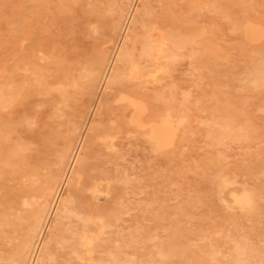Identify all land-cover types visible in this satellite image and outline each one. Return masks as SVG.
I'll return each mask as SVG.
<instances>
[{
  "label": "rangeland",
  "instance_id": "1",
  "mask_svg": "<svg viewBox=\"0 0 264 264\" xmlns=\"http://www.w3.org/2000/svg\"><path fill=\"white\" fill-rule=\"evenodd\" d=\"M31 1L32 0H0V264H3V263L4 264H15V260L13 259V257L10 254V253H12L11 248H13V242L15 241V239L11 238V237H14V234H15L12 231V228H13L14 221L24 222L26 220L24 210L28 205L26 203H23V202L25 199H27L28 191L31 190L37 184H39L38 183L39 182L38 174H39V171H41L43 169L38 168L39 171L38 170L35 171L36 173H34V172L32 173V171H31L32 166L39 159V144H40L39 141L41 140V137L44 134H46L47 131L49 130L50 123L53 121V119L57 118L55 113L57 112V110H59V109H57V107L60 105V100L62 98L63 92L65 91V88H66L65 85H66V82L68 79L67 77H68L70 71L74 70L73 66L74 65L77 66L78 64H80L77 62H79L80 58L83 57L82 56V49H81L82 44H84L85 41L86 42H92V41L98 39V38H95V36H94L95 33L91 34V31H89V32H87V31L92 30L93 26H91V25H94L95 21H97L96 22L97 24L95 23L94 26H97L98 24L101 23L102 20L105 21L106 16L108 15V10L106 9L108 3L106 0H102V1L101 0H96V1L95 0H38L37 1L36 0L37 2L35 0H33L32 2ZM127 1H128V3L126 2V4H125V11L119 15L120 17L122 16L120 18L121 23L118 26V28L114 31V34H113L111 40L109 41L110 43L109 42L106 43L107 46L105 49L106 52H105V60L103 62V66L106 65V61L112 57L113 51H115V47L117 46V44L120 40L119 38L121 37L122 28H123V26H125V23L128 22L127 19L129 16H127V15L130 12L129 9L133 7V3L136 0H127ZM140 1H142V0H138L137 2H140ZM148 1L152 2L150 10L154 13H158V11L163 13L165 11L164 13H166V14H170V13L172 14L173 12L176 11L175 10L176 8H177V10L180 9L175 14L173 13L172 15L174 17H177L178 16L177 14H179L178 17L179 18L183 17V18H181L183 20V22L186 21V19H187V21L184 22V24L186 23L185 24V29H186L185 34H186V37L188 39L187 47L191 49L193 47V45L191 44L194 42L193 39H195V41L197 40L194 43V47L192 48V50L194 49L195 53H193V55H189V56L187 55L185 57L177 58L178 61L175 60V62L173 64V65H175L174 69L172 70L173 72L171 71V74H173L171 79L174 77L172 82H174V83L176 82L174 84L176 87L171 82V84H172L171 89L176 88V94L179 95L178 97L181 96V98H177L178 101H180V99H181V102L184 101L182 103L186 107V108L185 107L184 108H185V112H186L187 117H184V119L185 118L186 119H185V121L183 120L184 121V122H182L183 125L181 124L182 125L181 126V132L182 131L185 132V133L182 132V136L184 138H186V140L182 136H181L182 138L180 137L181 139H179V138L177 139V136H176L166 146V149L164 148L162 150V149H158V148L151 146L149 144V142L146 140V138H144L142 136L141 137H142V139L144 138V142L141 141L139 138L128 140V138L126 136L127 134H123V138H121V143L119 146L120 149L117 152V156H118L117 157V163L114 164L117 167V172L115 174V180L113 183L114 184V191L111 194H109L110 196L107 195L109 197L106 196V198L102 197V198L97 200V203H99L100 205H102V204L106 205L108 202H113L112 204L115 207L117 206L115 211L108 213L107 216L105 217L104 226H106V227L109 226V227L107 229H104V228H106V227H104L103 229H104L105 233L101 234V236H103V237L100 236L102 240H105L107 237H109V240L106 239L104 241L105 242L104 243L105 245H104L102 240L99 238V241L101 240L99 242L101 245L97 244V247H95V251H94V258L92 259V261L91 260L89 261L90 263L88 262L87 264H110L109 262H111L112 264H114V263L117 264L116 259L119 257L120 254H122V255L124 254L123 256L126 255L125 257H129L128 259L130 260V262H128L127 264H132V263L133 264H150V262H151L150 260L153 257L156 259L158 256V255H156V251L158 249H162V247H163L164 251L168 250L167 252H165V255L169 260H171V261L168 260L167 264H191V263L192 264L193 263L194 264H196V263L197 264H211L212 262H216L215 264H220V263L221 264H244V262H246V264H264L263 263L264 262V258H263L264 253H262V252H264V246H263L264 245V240H263L264 239V237H263L264 231L262 230V229H264L263 228L264 215H262L264 212V203H263L264 202V198H263L264 197V191H263V189H264V175H263L264 174V172H263L264 171V158H263L264 157V111H263L264 110V106H263L264 100H263V98L264 97H262V95H261V97H260L261 99L258 98L260 96V94H263V96H264V91H263L264 90V71H263L264 70V55H263L264 54V52H263V50H264V21H263L264 20L263 19L264 18V8H262V7H264V0H238L239 2L237 0H228L230 3L227 2V0H191V1H193V3L190 2V0H187V1L186 0H176V1L175 0H172V1H170V0H143V3L142 2H140L139 4L136 3L135 8H134L136 10L133 9L134 13L132 12V15H131L132 16V18H131L132 22H131V24H130V20L128 22V24L130 25L128 28V32L130 29H131L130 32L133 31V25H134L133 23H135V20L139 19L141 17V15L143 14L142 12H144L146 10L145 8H147V2ZM157 1L158 2L162 1V2L158 3ZM188 1L190 4H192V6L188 3H186ZM45 2H47V4ZM99 2H101V3L99 4ZM172 2H174V3H172ZM180 2H182L184 4H182ZM255 2H257V3H255ZM29 3L32 6H29ZM163 3L164 4L166 3L165 7H164V5H162ZM22 4H24L26 7H27V5L29 6L27 8V10H26V7H23ZM96 4H97L96 7H99L100 9L99 8L97 9L96 7H94V5H96ZM159 4L161 6H159ZM196 4H198V5H196ZM256 4L259 7H257ZM100 5L101 6L103 5L102 7L104 8V10ZM143 5H145V8ZM170 5H171V8L173 7V10L170 8ZM209 5H211V6L213 5V6L212 7L210 6L211 8L209 7V9H208L207 6H209ZM250 6L252 8L251 11L249 10ZM18 7H20V8L22 7L25 10V13L28 12L26 14V16H27L26 22L27 23H25V26H27V27H25V36L26 37L24 40L25 43L23 42V44H20V40L17 39L20 37L19 34H21V31L19 32L20 28H18V31L16 28L21 26L19 23H20V18H21V14H22L21 9H18ZM42 7L44 8L43 9L44 11L42 10ZM92 7H94L95 10L92 9ZM185 7H186V9H185ZM255 7L257 8V10H260L262 8L261 10L263 11V13H261L259 15H263V16L258 15V13L262 12V11L261 10L256 11ZM187 8L188 9L192 8V9H189V12H186V11H188ZM198 8H200L201 10H198ZM204 8H205V10H204ZM225 8H228V9H225ZM231 8H232V11H231ZM235 8L237 11H239V13H237V11L234 10ZM167 9L169 11H167ZM207 9L209 11L206 12ZM93 10H94V12H93ZM161 10H163V11H161ZM100 11H101L102 16L99 14ZM179 11H181V12H179ZM197 11H199V12H197ZM208 12H209V14H207ZM229 12H231L230 14H232V16L229 14ZM1 13H3V14H1ZM10 14H12V15H10ZM194 14H195V16H194ZM226 14L229 15L230 18L234 19V17H237L238 19L235 18V20H233V19L231 20L230 18H228L226 16ZM233 14L235 16H233ZM3 15L6 17H4ZM87 15L90 17H88ZM184 15L186 17L187 16L192 17V18H190V20H192V22H194V23H192L189 20V17L185 19ZM205 15H207V17ZM211 15H212V17L210 18ZM213 15H214V17H213ZM200 16H202V17H200ZM240 16H241V18H240ZM99 17H101V18H99ZM194 17H195V19H194ZM261 17H263V18H261ZM12 18H14V20ZM199 18L201 20H199ZM16 20H17V22H16ZM11 21H13V23L15 25ZM222 22H224V23H222ZM88 23H90L91 25ZM199 23H201L202 26L199 25ZM210 23H212L213 25L212 24L209 25ZM217 23H219V24H217ZM206 24H208V25H206ZM247 24H249V25H247ZM89 25L91 28L89 27ZM197 25H199V26H197ZM247 26L251 28V36L248 37V39L246 38V35L243 33V32H245V27H247ZM120 27H121V30H120ZM207 27H209V29ZM79 33H80V35H79ZM88 33H90V36ZM194 33L196 34V36L194 35ZM231 33L232 34L234 33V34L232 35ZM16 34L19 36H17ZM198 34H200L201 37ZM218 34H220V37L217 36ZM189 35H191V37L193 35L194 36L191 39V37ZM198 36H199V38L197 39L196 37H198ZM223 36L225 39H223ZM229 37L232 38V39L230 38L231 42L229 40ZM219 38L221 40H217ZM226 39H228V40H226ZM14 40H16V41L14 42ZM12 41H13V43H12ZM211 41H214V45L216 47L215 52L218 49L217 52L218 51L220 52V53L218 52V54H219V56L221 55L222 58L221 57H219L220 59L217 58L218 54H216L215 55L216 58L214 57L213 60L209 61V60H207L206 56H204L202 53H200V52H204L203 50L208 49V45ZM227 41L230 44V46L227 43ZM225 42H226V46H225ZM22 45H24V46H22ZM216 45H218V46L221 45V47H218ZM222 46H224V47H222ZM235 46H237L238 48ZM198 47L200 48L199 51H197ZM202 47H204V48H202ZM231 47H232V49L235 48V51L233 49L234 52L232 51ZM111 48H113V49H111ZM225 51H227V52H225ZM221 53L222 54L224 53V54L222 55ZM236 53H237V55L234 56V54H236ZM257 53H258V56H257ZM226 54H229V55H226ZM242 54H245L246 56L245 55L242 56ZM228 56L229 57L231 56V57L229 58ZM191 57H194V58L192 59ZM200 57H203V58H200ZM223 57H225L227 59H225ZM182 58H184V59H182ZM188 58H190V59H188ZM241 58L244 59V61L242 59L243 62L240 61ZM217 59H219V60H217ZM185 60H186V64L184 63ZM228 60L230 61L229 63H227ZM224 61H225V63H224ZM188 62H189V64H188ZM197 62H199V66H197V64H195ZM190 63H191V66H190ZM213 63L215 64V66ZM219 63H221V65L218 66ZM230 63L232 66L230 65ZM177 64H179V65H177ZM216 64H217V66H216ZM226 64H228V65H226ZM242 64H244V65H242ZM182 65L183 66L185 65L184 67H186V68H184ZM223 65H225L226 67L225 66L223 67ZM229 65L231 68L227 67ZM234 65L236 67L234 70H237V71H234L232 69V68H234ZM239 65H242L241 67H243V66L244 67L241 68V67H239ZM192 66H193V68H190ZM195 66H196V69L199 68L198 73L196 72V69H194ZM219 67H221L220 70L218 69ZM258 67H259V69H257ZM180 68L181 69H188V70H184L183 73H182V71L179 73V71L181 70ZM189 68L192 69L193 71L189 70ZM223 68H226V69H223ZM238 69L239 70L241 69V71H239ZM217 71H218V73H217ZM242 71H243V73L244 72L245 73L243 74ZM236 72H238L239 74L237 75ZM249 72H250V74L248 75ZM241 73H242V75H241ZM215 74H216V76H215ZM239 75H240V77H242V76L243 77L238 79ZM191 76L193 79L190 78ZM222 76H223V78H222ZM224 76H225V78H224ZM246 76H247V78H246ZM103 77L104 76L100 77L99 83ZM229 77H231V78H229ZM200 78H203V80ZM197 79H199L200 81ZM214 80H217L216 83ZM222 80H223V83L221 82ZM225 80H227V81H225ZM238 80H239V82H238ZM60 81H61V83H59ZM189 81H192L193 83L191 82L190 84H188ZM212 81H214V82H212ZM224 81H225V83H224ZM229 81H230V83H229ZM232 81H234V82H232ZM246 81L247 82L249 81V82L246 83ZM205 82L207 85L205 84ZM62 83H64V84H62ZM228 83H229V85H228ZM240 83L242 84V86H240ZM192 84H194V85L192 86V88L189 89L187 86H191ZM238 84L240 87L238 86ZM224 85H225V88H223ZM177 86H178V88H177ZM209 87H210V89H209ZM237 87H239V88L237 89ZM226 88H227V90H226ZM59 89H60V91H59ZM181 89H183V90L185 89L184 91L187 93L184 94V91ZM199 90H201V91H199ZM202 91H205L206 94ZM258 91H260V92H258ZM177 92H179V93H177ZM199 92H201V94H198ZM243 93L245 95H243ZM258 93H260V94H258ZM60 94H62V95H60ZM186 94H187V96H186ZM197 94H198V97L197 96L194 97ZM203 94H205V95H203ZM252 94H254L255 96L257 95L258 97L256 96V99H255V96L253 97ZM182 95L184 97H182ZM199 95H200V97L203 96V99H202V97L199 98ZM237 95H239V96H237ZM210 96H211V98H210ZM242 96H245L247 98V100L245 97H244L245 99L242 98ZM187 97L189 98V100ZM185 98H186V100H185ZM192 98H194L195 100ZM198 99H202L203 101L202 100L201 101L204 103L205 106L207 104L208 107L204 108L203 103H200L201 102L200 100L198 102ZM196 100H197V102H196ZM205 100H206V102L208 100H210V102L208 101L206 103ZM249 100H251V101H249ZM261 100H262V102H261ZM159 101L162 102V100H159ZM171 101L173 102V98L171 99ZM186 101H188L189 103ZM58 103H59V105H58ZM192 103H194V104H192ZM197 104L202 106L201 107L202 109L201 108L199 109L202 113L198 110L199 106ZM249 104H251V105H249ZM242 106H243V108H242ZM253 106L255 107V109ZM219 107L223 108V112H221L222 108L220 110ZM252 108L254 110L251 111ZM186 109L188 111H186ZM203 110H205V111H203ZM256 110L258 112H256ZM260 111L263 113H260ZM203 112H204V114H203ZM215 112H217V113H215ZM48 113H51V114H48ZM90 114H91V111H87V113L83 112V114L81 116H78L76 118L75 125L77 127L74 130L73 136H72V139H73L72 141H73L74 145H76L78 143L77 140L79 141L78 138L80 137L81 133H83L84 128H85V123L87 121V117ZM194 114H196L197 116ZM198 114H199V116H198ZM206 114H207V116H206ZM240 114H241V117H240ZM200 115H202V117ZM216 115L219 117H217ZM204 116L206 117L207 120L210 119L211 117H213L214 120L211 118L210 120H208L209 121L208 122ZM96 117H98V115L97 116L93 115L90 117V119L91 118L95 119ZM198 118H200V120ZM202 118H204V119H202ZM188 119H191V120L193 119V120L188 121ZM212 120L214 122H212ZM236 120L238 121V124H236L237 123ZM186 121H188L189 123ZM198 121H200V123ZM239 121H241V124ZM218 122H219V124H218ZM234 122H236V123H234ZM48 123H49V125H48ZM210 124H212V125H210ZM214 124H216L217 126ZM233 124L235 126H233ZM245 124H246V126H245ZM256 125L257 126L259 125V126L257 127ZM192 126H194V127H192ZM243 126H245V127L242 128ZM182 127H184V128H182ZM190 127L195 128L196 130L192 129V131H193V133H192ZM197 127H199V128H197ZM250 127H251V129L253 128L252 129L253 131L250 129ZM188 128L190 130L187 131L188 132V137H187L186 130ZM222 129H224V130H222ZM190 131H191V133H190ZM212 132H214V134ZM239 132H241V133H239ZM235 133H237V134H235ZM193 134H194V137H193ZM229 134L231 137L228 136ZM218 135H219V137H218ZM257 135L258 136L260 135L259 136L260 139ZM254 136H255V138H254ZM38 138H39V140H38ZM202 139H203V141H202ZM253 139L254 140L256 139V141H254ZM182 140H183V142H182ZM186 141H187V143H186ZM201 141L204 143H201ZM222 141H224V142L222 143ZM241 141H242V143H241ZM252 141H254V143ZM219 142H220V144H219ZM251 142L253 143L252 146H251ZM243 143L245 145H243ZM2 144H4V145H2ZM207 144H208V147L206 146ZM213 144L215 145V147L212 146ZM228 144L229 145L231 144V145L229 146ZM233 144H235V145H233ZM219 145H223V146H219ZM237 145H239V146H237ZM261 145H262V147H261ZM185 146H186V148H185ZM220 147L221 148L226 147V148L221 149ZM229 147H230V149H229ZM246 147L250 148V149L247 150ZM236 148L237 149L239 148L238 151ZM241 148H243V149H241ZM148 149L150 150V152L151 151L152 152L149 153ZM182 149H184V150H182ZM186 149H188V151ZM231 149H233V150H231ZM253 149H254V151H253ZM203 150L206 151V153ZM217 150H218V152L216 153ZM228 150L230 153L228 152ZM234 150L236 151V153ZM222 151L225 152L223 155H222ZM239 151L240 152L246 151V152L245 153H239ZM248 151H251V153L249 152L250 153L249 154ZM261 151H262V153H261ZM162 152H165V153H162ZM207 152H208V154H207ZM226 152L229 154H227ZM257 152L259 154H257ZM260 153L263 154V156ZM184 154H186V156H184ZM235 154L238 155L239 157L235 156ZM254 154L257 156V158H256V156H254ZM163 155L165 157H163ZM137 156H139V157H137ZM180 156H184V157L181 158ZM195 156H196V159L194 158ZM175 157H177V158H175ZM235 157L239 158V160L237 161V159H234ZM242 157H244V160ZM245 157H247V158L250 157V158L247 159ZM35 158H37V159H35ZM222 158L224 160L223 163L221 162V161H223ZM258 158L260 159L259 161L261 163L258 161ZM178 159H180V160H178ZM204 159H206V160H204ZM217 159H219V161ZM216 160H217V162H215ZM67 161L69 162V160H67ZM182 161H184V162H182ZM186 161H188V162L186 163ZM68 162H66V164L64 165V168H66V169L68 167ZM165 162H166V164L163 165V163H165ZM173 162H175V163H173ZM198 162H199V164H198ZM228 162H229V164H228ZM171 163H173V164H171ZM226 163L228 165V169H227ZM233 163H234V165H233ZM235 163H237L236 165L238 168H236ZM185 164H187L188 166ZM215 164H217V165L215 166ZM253 164H255V165H253ZM91 165L94 166L95 164L92 163ZM137 165H139V166H137ZM189 165H191V166H189ZM251 165H253L254 167H251ZM172 166H174V167H172ZM175 166H176V168H175ZM178 166H180L181 168L179 167L177 169ZM205 166H207V167H205ZM211 166H212V168H211ZM257 166H258L259 170L261 169L260 173L263 172V174L258 173L259 171L256 172V170H258V169L257 168L255 169V167H257ZM152 168L153 169L155 168V170H153ZM66 169H64V170H66ZM159 169H160V171H158ZM214 169L217 173L215 171H213ZM247 169L250 171L248 172ZM188 170H190V171H188ZM220 170H221V172H220ZM251 170H252V172H254V170H255L254 175L251 172ZM155 171H156V176L154 175ZM157 172H159V173H157ZM163 172L164 173L167 172L166 175ZM203 172H204L205 176H204ZM211 172H212V174H210ZM181 173H184V175ZM207 173H209V174H207ZM167 174L168 175L170 174L171 176L169 175V177H168ZM130 175H132V176H130ZM209 175H213V177H211ZM235 175L237 176V178L235 177ZM32 176H35V177L32 178ZM154 176H155V178L153 179ZM183 176H184V178H183ZM252 176H254V177H252ZM71 177H72V175H71ZM232 177H234V178H232ZM166 178H168V179H166ZM177 178H178V181L176 180ZM225 178H227V180H225ZM230 178H231V180H230ZM35 179L38 180V182ZM129 179H131V180L127 181ZM143 179H144V181H141ZM233 179H237V180H233ZM245 179H246V181H245ZM257 179H258V181H257ZM146 180H148V181L146 182ZM214 181H215V183H214ZM228 181H229V183H228ZM129 182H131V183H129ZM173 182H175V183H173ZM181 182L184 184H181ZM209 182L210 183L212 182L213 184L212 183L210 184ZM226 182L228 183V185L231 184V186L227 185V187H226ZM253 182L256 184L258 183V185L254 184ZM223 183H225V184H223ZM236 183H238V184H236ZM249 183L252 184V186L254 185L253 186L254 188ZM174 184H176V187L174 186ZM234 186H235V188H234ZM247 186H248V190H247ZM187 187H189V188H187ZM230 187H232L234 189V191ZM255 187L256 188L258 187L259 189L257 188L258 189L257 190V189H255ZM178 188H180L182 190H180ZM192 188L194 189L193 191H192ZM214 188H216V189H214ZM229 188L231 191L229 190ZM25 189H27V190H25ZM199 190H201V192ZM213 190H215V191H213ZM219 190L221 192H219ZM182 191H184V192H182ZM190 191H191V194H190ZM196 191H197V193H196ZM238 191L240 193H237ZM258 191L261 192V195H260V192H258ZM181 192H182V194H181ZM227 192H228V194H227ZM247 192H248V194H246L247 197H245L243 195V193H247ZM256 192H257V194H255ZM232 194L235 195L234 198H237V199L232 198L233 197V196H231ZM197 195H199L200 197ZM238 195H239V197H237ZM251 195L254 197H252ZM256 195L259 198L255 197ZM17 196L19 197L20 203H19V201L15 203V199L17 198ZM223 196H224V198H222ZM240 196L241 197L243 196V197L241 198ZM23 197H25V199H22ZM194 197L196 199H194ZM212 197H214L215 199ZM260 197H261V199H260ZM133 198L136 199L135 202H134ZM153 198H155V199H153ZM161 198L163 199V201ZM140 199H141V202H139ZM150 199L151 200L153 199V200L151 201ZM204 199H206V200L204 201ZM238 199L239 200L243 199V201H241V203H240V202L236 201ZM256 199H258V200H256ZM130 200H131V202H130ZM193 200H195V201H193ZM233 200L236 202V204H235V202H233ZM105 201H106V203H105ZM132 201H133V203H132ZM215 201L218 203H216ZM227 201H230V202L228 203ZM176 202H178V203H176ZM203 202H206V203H203ZM237 202H238V204H237ZM244 202L246 204H244ZM252 202H255V203H252ZM126 203L128 204V206ZM202 203H203V205H202ZM147 204H148V206H147ZM15 205H17V206H15ZM140 205H141L142 209L139 207ZM151 205H152V207H151ZM252 206L254 208L251 212ZM18 207H20L21 209L23 208L22 209L23 211ZM47 207L48 208L50 207L49 203H47V205L45 206V210ZM119 207H120V209H119ZM204 207H206V208H204ZM228 207H231V208H228ZM248 207H249V209H248ZM17 208H18V210H17ZM132 208H134V209L132 210ZM227 208H228V210H225ZM241 208L244 209L245 211H243ZM259 208L261 211L257 210ZM130 209H131V211L129 212ZM147 209H148V211H147ZM45 212L46 211H44L43 213L46 214L47 212L46 213ZM233 212H235V213H233ZM248 212L249 213L254 212V213L251 214L252 215L251 216ZM57 213H58V215L55 214L54 215L55 217H53V219L58 220L59 217H60V219L62 218L61 224H58L59 225L58 227L61 230H63L64 232L67 231L69 229V227H72L71 226L72 223L69 221H71V219H73V218L74 219L78 218V216L75 215L76 214L75 211L74 212L73 211L67 212L64 210V206H60L57 209ZM59 213H61L60 216H59ZM225 213H226V215H225ZM260 213H261V215H260ZM73 215L76 217H73ZM121 215H123V216H121ZM126 215H127V217H126ZM241 215H243V216L241 217ZM244 216L245 217L247 216V217L243 218ZM254 216H256V217L254 218ZM129 217H131V220L129 219ZM12 218H13V220H11ZM186 218H188V219H186ZM238 218H240V219H238ZM260 218L261 219L263 218L262 219L263 221ZM182 219H184V220H182ZM205 219H207V220H205ZM237 219H238V221H237ZM244 219L246 222L243 221ZM115 220H116V222H115ZM188 220H189V222H187ZM192 220L193 221L196 220V221L193 222ZM228 221L229 222L231 221L230 223L232 225ZM137 222H139V224H136ZM181 223H184L186 226L184 224H181ZM187 223H188V225H187ZM197 223H198V225H196ZM253 223H255V224H253ZM227 224H228V226H227ZM247 224H248V226H247ZM250 224H252L251 228H250V226H251ZM261 224H263V225H261ZM177 225H181V227L180 226L177 227ZM182 225H184V226H182ZM241 225H245V226L242 227ZM56 226H57V224H56ZM110 226H113L112 227L113 229H111ZM119 226H120V228H119ZM226 226H227V228H226ZM234 226H236V227H234ZM259 226L260 227L262 226V229ZM177 228H178V230H177ZM188 228L191 230H188ZM259 228H260V230L258 232L256 229H259ZM174 229H176V231ZM116 230H117V232H116ZM236 230H237V232H236ZM107 231H109V232H107ZM168 231H169V233H168ZM171 231L172 232L175 231V232L172 233ZM178 231H179V233H178ZM189 231H191V232H189ZM218 231H219V233H218ZM256 231H257V233L255 235L254 233ZM49 232H50V234H49ZM111 232L114 233V237H115L116 233H119V235L116 234V237L114 238L113 233L110 234ZM132 232H133V234H132ZM159 232L160 233L163 232V234H160ZM125 234L127 236H125ZM200 234L202 236H200ZM208 234H209V236L211 235L212 237L211 236L209 237ZM117 235H118V237H117ZM148 235H149V237H148ZM180 235H182V237H180ZM219 235H220V237H219ZM254 235H255L254 239H256L254 241H257V242H254L252 240ZM47 236L45 237L44 241L48 242V243L43 242L44 243V244H42V247L44 246L43 248L40 246L43 250L39 247L38 251H37V248H35L36 244H35V246H32L31 247V250H32L31 253L32 254L29 253L28 257H26L24 259V261H23L24 264H26V263L27 264H36L37 260H38L37 264H61L62 261H63L62 264H67V263L68 264L69 263L70 264H77V260H75L73 263L70 262L69 249H68V247L65 246L68 244L67 239H64L65 241H63L61 239V237H58L60 240L57 238L51 237V236H53L52 230L48 231ZM105 236H107V237H105ZM146 236H147V239H146ZM185 236H186V238H185ZM204 236H206L207 238ZM232 236H233V238H232ZM249 236L250 237L252 236V238H250ZM5 237H7L8 240ZM104 237H105V239H104ZM138 237H140L141 239ZM47 238H49L50 240H48ZM124 238H126V239H124ZM127 238H129V239L127 240ZM159 238H160V241H162V242L159 241ZM183 238L186 241L188 240V242H186ZM192 238H193V240H192ZM247 238H248L249 243L251 242L249 239L252 240V242H251L252 245H251V243H250V245L246 244L248 242V241H246ZM51 239H54V240H51ZM110 239H111V241H110ZM180 239H182L183 241H181ZM207 239H209V243H208V241H206ZM212 239H214V240H212ZM155 240H158V241L155 242ZM194 240H198L199 242L196 241L197 242L196 243ZM210 240H211V242H210ZM261 240H262V242H261ZM7 241H8V243H7ZM10 241H11V243H10ZM49 241H51V242H49ZM147 241H151V242L153 241V242L151 243V242H147ZM124 242H125V244H124ZM181 242H185L184 244L187 243L188 246H187V244H186V246L183 243L181 244ZM258 242H260L259 245H257ZM60 243H63V244H60ZM244 243H245V245L242 246V244H244ZM59 244H60V247L58 246ZM102 244H103V246H102ZM106 244H107V246L108 245H110V246L107 247ZM111 244L113 247L111 246ZM189 244H190V246H189ZM235 244L237 246H234ZM175 245L178 247L181 246V248L183 250L180 248L176 249ZM240 245L242 246V248ZM246 245L250 247L249 250H248L249 247H247ZM45 246H47V247H45ZM104 246L106 247L107 250L104 248ZM120 246H122V247L124 246L125 248L124 247L122 248ZM151 246L153 249L151 248ZM194 246H196V247L198 246V247L196 248ZM251 246H259V247L251 248ZM61 247H63V248H61ZM115 247H116V249H115ZM169 247H170V249H169ZM188 247H190V248H188ZM208 247H209V249H208ZM96 248H98L99 251H101L102 253L100 252L101 253L100 254L99 251L97 253L98 249H96ZM112 248H113V250L109 251ZM172 248H174V249L172 250ZM191 248H192V250H191ZM256 248L258 249V251H257L258 254H257V257L255 258L254 256H256V255L253 256L252 254L255 253V251L257 250ZM123 249L126 250L125 253H124L125 250H123ZM188 249H190V253H192L191 256H190V254H188V251H189ZM204 249L206 250L208 255H207V253L202 252ZM115 250H116V253H115ZM118 250L121 251L120 254L118 253ZM122 250H123V252H122ZM205 250H204V252H205ZM237 250H240V251L237 252ZM250 250L253 252H251ZM39 251H41V252H39ZM183 251H184V253H183ZM7 252H10V253H7ZM110 252L115 253L116 255L111 254ZM197 252H198V254H197ZM35 253H38V254L35 255ZM44 253L47 254V257H46V255H44ZM129 253L130 254L132 253L131 255H133V257ZM172 253H174V254H172ZM234 253H235V255H237V258L239 257L238 260H236L237 263H236V261L233 260V256H235ZM8 254H9V256H8ZM127 254L130 256H128ZM154 254H155V256H154ZM187 254H188V256H186L187 257L186 258L185 255H187ZM215 254H216V261L214 260ZM63 255H64V257H63ZM173 255H175V259H174ZM239 255H242V256H239ZM36 256H37V258H36ZM149 256H150V258H149ZM38 257H39V259H38ZM105 257L110 258V260L106 259ZM140 257H141V259H140ZM145 257H147V258H145ZM179 257L180 258L185 257V259L182 258L181 259L182 261H181V260H178V259H180ZM102 258H103V260H101ZM138 258L142 261H140ZM209 259H211V260H209ZM261 259H262V262L258 263V260H261ZM58 260H60V263ZM106 260H108V261H106ZM154 260L152 259V262ZM175 260H178L180 262H178V261L176 262ZM30 261H32L34 263H32ZM120 261H119V259H117V262L119 264L121 263ZM106 262H108V263H106ZM151 264H154V263H151ZM212 264H214V263H212Z\"/></svg>",
  "mask_w": 264,
  "mask_h": 264
},
{
  "label": "bare ground",
  "instance_id": "2",
  "mask_svg": "<svg viewBox=\"0 0 264 264\" xmlns=\"http://www.w3.org/2000/svg\"><path fill=\"white\" fill-rule=\"evenodd\" d=\"M33 1V0H32ZM31 1V2H32ZM36 1V0H35ZM38 1V0H37ZM36 1V2H37ZM96 1V0H95ZM102 1V0H101ZM108 5L106 7V9L108 10V15L106 16V19L105 21H101L100 24H98L97 26H94L95 23L97 21H95L94 25H91L93 26L92 27V30H88L87 32L91 31V34L92 33H95L94 36L95 38H98L97 40H94L92 42H86L84 44H82V58H80L79 62L77 63H80L78 64L77 66H73V69L74 70H71L69 75H68V79H67V82H66V88H65V91L63 92V95H62V98L60 100V105L58 103V107L57 109V112L55 113L57 118L53 119V121L50 123V128L49 130L47 131L46 134H44L42 137H41V140L39 141L40 144H39V159L38 161H36L34 163V165L32 166L31 168V171L32 173H36L35 171L38 170V168H42L43 170L39 171V182L38 180H36L39 184H37L36 186H34L31 190L28 191V194H27V199H25V197H23L22 199H25L23 203H26L27 207L25 208L24 212H25V218L26 220L24 222H16L14 221L13 223V228H12V231L15 233L14 234V237H11L12 239H15V241L13 242V248L12 249V253L10 252H7V253H10L11 256L13 257V259L15 260V264H24L23 261L26 257H28L29 253H31V247L32 246H35V248H37V251H38V248L41 246L42 247V244H44L43 242L45 237L48 235V231L49 230H52V234L53 238H57L59 239L58 237H61V239L63 241H65L64 239H67L68 241V244L65 245L66 247H68L69 249V253H70V262H74L75 260H77V264H87L90 260L92 261V259L94 258V251H95V247H97V244L99 245L100 241L102 240L101 237V234L102 233H105L104 232V229H107L108 227L104 226L105 224V217L107 216L108 213L112 212V211H115L116 210V207L112 204L113 202H108L106 205H100L99 203H97V200L102 198V197H105L109 194H111L113 191H114V180H115V174L117 172V167L114 165L117 163V152L118 150L120 149L119 146H120V143H121V138H123V134H127V138L128 140H132V139H136V138H139L141 141L144 142V138H146V140L149 142V144L155 148H158V149H166V146L177 136V139H181L183 136H182V132H181V126L183 125L182 122L185 121L184 117H187L186 116V112H185V105H183L182 101L181 102V99L180 101H178L177 98H181L178 97L179 95L176 94V88L174 89H171V82L173 81V78L171 79V77L173 76V74H171V71L174 69V62L175 60L178 61L177 58L179 57H185V56H189V55H193L194 52V49L192 50V48L194 47V43L197 41H195V39H193V43H191L193 45V47L190 49L187 47L188 45V39L186 37V29H185V24L184 22L187 21L186 18H188L189 16H185V19L186 21L183 22V20L181 18H179V14H177L178 16L177 17H174L172 14L176 13L178 10L177 8L175 9L176 11L173 12L172 14H166V13H161L160 11H158V13H154L150 10V7H151V1H148L147 2V8H145V5L144 8L146 9L144 12H142L143 14L141 15V17L137 20H135V23H133V31L128 32V28H129V20H130V24L132 22V12L134 13L133 9L135 8V5L136 3H140L142 2L143 3V0L140 1V2H137L138 0H136L134 3H133V7L130 8V12L128 13L127 16L128 19H127V23H125V26H123L122 28V33H121V37L119 38V42L117 44V46L115 47V51H113V55L110 59H108L106 61V65L103 66V62L105 60V49H106V43L109 42L114 34V31L118 28V26L120 25L121 21H120V17L119 15L125 11V4L126 2L128 3L127 0H106ZM172 1V0H170ZM176 1V0H175ZM187 1V0H186ZM238 1V0H237ZM27 2V1H26ZM145 2V1H144ZM158 2V1H157ZM162 2V1H160ZM158 2V3H160ZM185 2V1H184ZM190 2L193 3V1L190 0ZM206 2V1H205ZM227 2H229L227 0ZM236 2V1H235ZM234 2V3H235ZM239 2V1H238ZM35 3V2H34ZM47 4V2H45ZM44 3V4H45ZM101 2H99L100 4ZM104 3V2H103ZM141 3V4H142ZM174 3V2H172ZM182 3V2H180ZM188 4V2H186ZM185 3V4H186ZM230 3V2H229ZM257 3V2H255ZM254 3V4H255ZM261 3V2H260ZM43 4V5H44ZM95 4V3H94ZM140 4V5H141ZM184 4V3H182ZM253 4V5H254ZM23 7H26L24 4H22ZM21 5V6H22ZM166 5V3L162 4ZM192 6V4H190ZM198 5V4H196ZM234 5V4H233ZM257 5V4H256ZM29 6H32L30 5L29 3ZM27 5L26 7V10L27 8L29 7ZM93 6V5H92ZM96 5H94V7H96ZM99 6V5H98ZM101 6V5H100ZM103 6V5H102ZM101 6V7H102ZM158 6V5H157ZM159 6H161L159 4ZM178 6V5H177ZM195 6V5H194ZM211 5L207 6V8L209 9ZM213 6V5H212ZM211 6V7H212ZM245 6V5H244ZM44 7V6H43ZM42 7V10L44 9ZM46 7V6H45ZM92 7V9L95 10V8ZM131 7V6H130ZM183 7V6H182ZM210 7V8H211ZM246 7V6H245ZM257 7H259L257 5ZM97 9L99 7H96ZM103 8V7H102ZM161 8V7H160ZM159 8V9H160ZM170 8H171V5H170ZM241 8V7H240ZM249 8V7H248ZM256 8V7H255ZM264 8V7H262ZM261 8V9H262ZM18 9H21V18H20V27H17V31H18V28L19 29V32L21 31V34L19 38H17L18 40H20V44H23L24 40H25V23L26 22V14L28 13H25V10L21 7H18ZM90 9V8H89ZM91 9V10H92ZM100 9V8H99ZM173 10V7L171 8ZM186 9V7H185ZM188 9V8H187ZM189 9H192V8H189ZM189 9L188 11L186 12H189ZM197 9V8H196ZM206 10L209 11V10ZM213 9V8H212ZM225 9H228V8H225ZM251 6L249 8V10L251 11ZM260 9V10H261ZM2 10V9H1ZM37 10V9H36ZM93 10V12H94ZM104 10V8H103ZM136 10V9H134ZM164 10V9H163ZM161 10V11H163ZM198 10H201L200 8H198ZM205 10V8H204ZM216 10V9H215ZM218 10V9H217ZM236 10V8L234 9ZM256 11H260V10H257V8L255 9ZM20 11V10H19ZM30 11V10H29ZM44 11V10H43ZM97 11V10H96ZM167 11H169L167 9ZM231 11H232V8H231ZM237 11V10H236ZM262 11V10H261ZM37 12V11H36ZM92 12V13H93ZM103 12V11H102ZM181 12V11H179ZM178 12V13H179ZM185 12V13H186ZM199 12V11H197ZM213 12V11H212ZM215 12V11H214ZM225 12V11H224ZM223 12V13H224ZM43 13V12H42ZM90 13V12H89ZM97 13V12H96ZM104 13V12H103ZM222 13V14H223ZM231 12H229L230 14ZM237 13H239V11H237ZM252 13V12H251ZM263 13L262 12H259V14ZM3 14V13H1ZM94 14V13H93ZM99 14L102 16L101 14V11L99 12ZM209 14V12L207 13ZM12 15V14H10ZM106 15V14H105ZM191 15V14H190ZM202 15V14H201ZM232 16V14H230ZM238 15V14H237ZM254 15V14H253ZM4 16V15H3ZM88 16V15H87ZM98 16V15H97ZM96 16V17H97ZM104 16V15H103ZM195 16V14H194ZM207 17V15H205ZM204 16V17H205ZM221 16V15H220ZM225 16V15H224ZM226 16L228 18L229 15L226 14ZM225 16V17H226ZM233 16H235L233 14ZM259 16H263V15H259ZM6 17V16H4ZM12 17V16H11ZM90 17V16H88ZM95 17V16H94ZM202 17V16H200ZM212 17V15L210 16V18ZM214 17V15H213ZM217 17V16H216ZM101 18V17H99ZM105 18V17H104ZM126 18V17H125ZM190 18L192 17H189V20ZM197 18V17H196ZM209 18V19H210ZM219 18V17H218ZM217 18V19H218ZM223 18V17H222ZM238 19L237 17H234L233 18H230L231 20H235ZM241 18V16H240ZM259 18V17H258ZM263 18V17H261ZM260 18V19H261ZM11 19V18H10ZM14 20V18H12ZM98 19V18H97ZM184 19V20H185ZM195 19V17H194ZM198 19V18H197ZM206 19V18H205ZM208 19V18H207ZM214 19V18H213ZM225 19V18H224ZM264 19V18H263ZM90 20V19H89ZM96 20V19H95ZM199 20H201L199 18ZM230 20V21H231ZM254 20V19H253ZM85 21V20H84ZM99 21V20H98ZM124 21V20H123ZM192 22V20H190ZM210 21V20H209ZM213 21V20H212ZM227 21V20H226ZM250 21V20H249ZM256 21V20H255ZM264 21V20H263ZM13 23V21H11ZM10 22V23H11ZM17 22V20H16ZM19 22V21H18ZM93 22V21H92ZM126 22V21H125ZM11 23V24H12ZM124 23V22H123ZM194 23V22H192ZM224 23V22H222ZM3 24V23H2ZM14 24V23H13ZM97 24V23H96ZM196 24V23H195ZM198 24V23H197ZM212 23H210L209 25H211ZM219 24V23H217ZM228 24V23H227ZM230 24V23H229ZM251 24V23H250ZM15 25V24H14ZM89 25V27H90ZM191 25V24H190ZM199 25H201V23H199ZM197 25V26H199ZM204 25V24H203ZM208 25V24H206ZM213 25V24H212ZM236 25V24H235ZM249 25V24H247ZM88 26V25H87ZM132 26V25H131ZM202 26V25H201ZM243 26V25H242ZM205 27V26H204ZM217 27V26H216ZM233 27V26H232ZM87 28V27H86ZM91 28V27H90ZM132 28V27H131ZM209 29V27H207ZM218 28V27H217ZM238 28V27H237ZM89 29V28H88ZM212 29V28H211ZM230 29V28H229ZM120 30H121V27H120ZM200 30V29H199ZM204 30V29H203ZM231 30V29H230ZM236 30V29H235ZM253 30V29H252ZM255 30V29H254ZM16 31V32H17ZM239 31V30H238ZM199 32V31H198ZM226 32V31H225ZM235 32V31H234ZM8 33V32H7ZM18 33V32H17ZM27 33V32H26ZM197 33V32H196ZM229 33V32H228ZM245 35H246V38L248 39V37L251 36V28L250 27H245V32H243ZM89 36H90V33H88ZM207 34V33H206ZM209 34V33H208ZM211 34V33H210ZM230 34V33H229ZM232 34V33H231ZM234 34V33H233ZM232 34V35H233ZM17 35V34H16ZM17 35V36H19ZM80 35V33H79ZM86 35V34H85ZM117 35V34H116ZM188 35V34H187ZM194 35L196 36V34L194 33ZM193 35V36H194ZM200 36V34H198ZM222 35V34H221ZM88 36V37H89ZM119 36V35H118ZM191 37V35H189ZM188 36V37H189ZM192 36V37H193ZM196 37L197 39L199 38ZM218 37H220V34L217 35ZM79 37V36H78ZM81 37V36H80ZM191 37V39H192ZM201 37V36H200ZM204 38V37H203ZM231 37H229V40H230ZM237 38V37H236ZM257 38V37H256ZM83 39V38H82ZM223 39L224 36H223ZM232 39V38H231ZM238 39V38H237ZM85 40V39H84ZM87 40V39H86ZM217 40H221L220 38L217 39ZM228 40V39H226ZM236 40V39H235ZM16 40H14L15 42ZM88 41V40H87ZM122 41V42H121ZM225 41V40H224ZM249 41V40H248ZM202 42V41H201ZM231 42V40H230ZM250 42V41H249ZM13 43V41H12ZM25 43V42H24ZM110 43V42H109ZM205 43V42H204ZM208 43V42H207ZM228 43V41H227ZM28 44V43H27ZM201 44V43H200ZM223 44V43H222ZM229 44V43H228ZM244 44V43H243ZM205 45V44H204ZM203 45V46H204ZM224 45V44H223ZM233 45V44H232ZM261 45V44H260ZM24 46V45H22ZM29 46V45H28ZM190 46V45H189ZM202 46V45H201ZM218 46V45H216ZM225 46H226V42H225ZM228 46V45H227ZM230 46V44H229ZM243 46V45H242ZM196 47V46H195ZM218 47H221L218 46ZM224 47V46H222ZM237 47V46H235ZM241 47V46H240ZM247 47V46H246ZM253 47V46H252ZM261 47V46H260ZM204 48V47H202ZM215 45H214V41H211L208 45V49L205 51L203 50L204 52H200L202 53L204 56H206L207 60L211 61L214 59V57L216 58V54H218L217 50L215 52ZM227 48V47H226ZM225 48V49H226ZM238 48V47H237ZM113 49V48H111ZM199 47L197 49V51H199ZM222 49V48H221ZM220 49V50H221ZM232 49V47H231ZM230 49V50H231ZM234 51H235V48H233ZM232 49V51H233ZM108 50V49H107ZM223 50V49H222ZM229 50V49H228ZM238 50V49H237ZM236 50V51H237ZM253 50V49H252ZM251 50V51H252ZM3 51V50H2ZM196 51V50H195ZM201 51V50H200ZM233 51V52H234ZM108 52V51H107ZM223 52V51H222ZM227 52V51H225ZM224 52V53H225ZM244 52V51H243ZM264 52V50H263ZM220 53V52H219ZM223 53V54H224ZM229 53V52H228ZM241 53V52H240ZM29 54V53H28ZM222 54V53H221ZM222 54V55H223ZM233 54V53H232ZM196 55V54H195ZM194 55V56H195ZM226 55H229V54H226ZM237 55L234 54V56ZM245 54H242V56H244ZM264 55V54H263ZM225 56V55H224ZM246 56V55H245ZM257 56H258V53H257ZM222 56L218 54L217 58H219ZM226 57V56H225ZM223 57V58H225ZM229 57V56H228ZM231 57V56H230ZM229 57V58H230ZM233 57V56H232ZM241 57V56H240ZM192 59L194 57H191ZM200 58H203V57H200ZM228 58V59H229ZM244 58V57H243ZM240 61H242V59ZM256 58V57H255ZM184 59V58H182ZM187 59V58H186ZM190 59V58H188ZM220 59V58H219ZM217 59V60H219ZM227 59V58H225ZM200 60V59H199ZM216 60V59H215ZM235 60V59H234ZM233 60V61H234ZM221 61V60H220ZM232 61V60H231ZM244 61V59H243ZM242 61V62H243ZM190 62V61H189ZM188 62V64H189ZM227 62V61H226ZM230 61L228 60L227 63H229ZM177 63V62H176ZM184 63L186 64V60L184 61ZM216 63V62H215ZM218 63V62H217ZM222 63V62H221ZM221 63L218 64L221 65ZM225 63V61H224ZM235 63V62H234ZM233 63V64H234ZM29 64V63H28ZM197 64V66H199V62L195 63ZM214 64V63H213ZM236 64V63H235ZM238 64V63H237ZM179 65V64H177ZM228 65V64H226ZM231 65V63H230ZM227 66V67H230ZM244 65V64H242ZM242 65H239V67H241ZM183 66V65H182ZM185 66V65H184ZM183 66V67H184ZM187 66V65H186ZM190 66H191V63H190ZM215 66V64H214ZM213 66V67H214ZM217 66V64H216ZM225 65H223L224 67ZM232 66V65H231ZM253 66V65H252ZM226 67V66H225ZM244 67V66H243ZM241 67V68H243ZM178 68V67H177ZM176 68V69H177ZM186 68V67H184ZM190 68H193L190 67ZM189 70H192L190 69ZM201 68V67H200ZM206 68V67H205ZM221 67H219L218 69L220 70ZM231 68V67H230ZM235 65H234V68H232L233 70L235 69ZM181 69V68H180ZM196 69V66L195 68ZM199 68L196 69V72L198 73ZM223 69H226V68H223ZM259 69V67L257 68ZM178 70V69H177ZM184 70H188V69H181L179 71V73ZM232 70V71H233ZM239 70V69H238ZM193 71V70H192ZM191 71V72H192ZM234 71H237V70H234ZM241 71V69L239 70ZM238 71V72H239ZM264 71V70H263ZM173 72V71H172ZM176 72V71H175ZM174 72V73H175ZM178 72V71H177ZM186 72V71H185ZM213 72V71H212ZM216 72V71H215ZM214 72V73H215ZM238 72L237 75L239 74ZM218 73V71H217ZM226 73V72H225ZM224 73V74H225ZM243 73V71H242ZM241 73V75H242ZM245 73V72H244ZM243 73V74H244ZM200 74V73H199ZM198 74V75H199ZM223 74V75H224ZM250 74V72L248 73V75ZM183 75V74H182ZM185 75V74H184ZM236 75V74H235ZM101 76H104L102 78V80L100 81L99 83V80H100V77ZM193 76V75H192ZM192 76L190 77L191 79ZM200 76V75H199ZM216 76V74H215ZM218 76V75H217ZM226 76V75H225ZM224 76V78H225ZM251 76V75H250ZM249 76V77H250ZM188 77V76H187ZM221 77V76H220ZM219 77V78H220ZM243 77V76H242ZM240 77L239 75V78H242ZM252 77V76H251ZM198 78V77H197ZM223 78V76H222ZM231 78V77H229ZM247 78V76H246ZM62 79V78H61ZM187 79V78H186ZM203 80V78H200ZM215 79V78H214ZM221 79V78H220ZM219 79V80H220ZM199 80V79H197ZM196 80V81H197ZM201 80V81H202ZM253 80V79H252ZM62 81V80H61ZM61 81L59 83H61ZM176 81V80H175ZM194 81V80H193ZM200 81V80H199ZM215 83L217 80H214ZM212 81V82H214ZM227 81V80H225ZM224 81V83H225ZM250 81V80H249ZM248 81V82H249ZM178 82V81H177ZM184 82V81H183ZM187 82V81H186ZM185 82V83H186ZM192 81H189L188 84H190ZM203 82V81H202ZM223 83V80L221 81ZM234 82V81H232ZM239 82V80H238ZM246 81V83H248ZM173 85L176 83L172 82ZM193 83V82H192ZM196 83V82H195ZM194 83V84H195ZM209 83V82H208ZM227 83V82H226ZM230 83V81H229ZM228 83V85H229ZM243 83V82H242ZM254 83V82H253ZM64 84V83H62ZM98 84V85H97ZM192 84L191 86H187L189 89L192 88V86L194 85ZM206 84V82H205ZM251 84V83H250ZM177 85V84H176ZM187 85V84H186ZM207 85V84H206ZM226 85V84H225ZM225 85L223 88H225ZM254 85V84H253ZM175 86V85H174ZM179 86V85H178ZM177 86V88H178ZM185 86V85H184ZM214 86V85H213ZM237 86V85H236ZM239 86V84H238ZM240 86H242V84L240 83ZM239 86V87H240ZM176 87V86H175ZM180 87V86H179ZM186 87V86H185ZM186 87V88H187ZM197 87V86H196ZM195 87V88H196ZM215 87V86H214ZM222 87V86H221ZM237 87V89L239 88ZM185 88V89H186ZM207 88V87H206ZM180 89V88H179ZM178 89V90H179ZM184 89V90H185ZM208 89V88H207ZM210 89V87H209ZM222 89V88H221ZM183 90V89H181ZM183 90V91H184ZM188 90V89H187ZM225 90V89H224ZM227 90V88H226ZM259 90V89H258ZM60 91V89H59ZM62 91V90H61ZM201 91V90H199ZM247 91V90H246ZM257 91V90H256ZM255 91V92H256ZM264 91V90H263ZM206 94L205 91H202ZM210 92V91H209ZM260 92V91H258ZM60 93V92H59ZM179 93V92H177ZM187 93L184 91V94ZM183 94V95H184ZM198 94H201V92H199ZM198 94L195 95L194 97H198ZM203 94V95H205ZM257 94V93H256ZM260 94V93H258ZM182 95V97H184ZM241 95V94H240ZM243 95H245L243 93ZM249 95V94H248ZM247 95V96H248ZM263 94H260V96L257 97L260 98ZM177 96V97H176ZM187 96V94H186ZM185 96V97H186ZM189 96V95H188ZM224 96V95H223ZM239 96V95H237ZM252 96L254 97L255 95L252 94ZM251 96V97H252ZM256 96H255V99H256ZM202 99H203V96H201ZM200 95H199V98H201ZM213 97V96H212ZM245 96H242V98H244ZM252 97V98H253ZM173 98V102L171 101V99ZM188 98V97H187ZM209 98V97H208ZM211 98V96H210ZM246 98V97H245ZM244 98V99H245ZM194 99V98H192ZM202 99H198V102L199 100L201 101ZM217 99V98H216ZM236 99V98H235ZM261 99V98H260ZM159 100H162V102H160ZM186 100V98H185ZM189 100V98H188ZM195 100V99H194ZM212 100V99H211ZM247 100V98H246ZM264 100V98H263ZM192 101V100H191ZM190 101V102H191ZM203 101V100H202ZM200 102V103H203V102ZM210 102V100H208ZM207 101V102H208ZM214 101V100H213ZM251 101V100H249ZM188 102V101H186ZM197 102V100H196ZM206 102V100H205ZM206 102V103H207ZM218 102V101H217ZM226 102V101H225ZM245 102V101H244ZM254 102V101H253ZM262 102V100H261ZM189 103V102H188ZM212 103V102H211ZM242 103V102H241ZM249 103V102H248ZM255 103V102H254ZM264 103V102H263ZM185 104V103H184ZM194 104V103H192ZM231 104V103H230ZM229 104V105H230ZM199 106L198 110L202 107L200 106L199 104H197ZM204 105V103H203ZM251 105V104H249ZM32 106V105H31ZM193 106V105H192ZM210 106V105H209ZM212 106V105H211ZM228 106V105H227ZM261 106V105H260ZM264 106V105H263ZM185 107V108H184ZM194 107V106H193ZM205 107H208V105L206 104V106L204 105V108ZM249 107V106H248ZM254 107V106H253ZM196 108V107H195ZM212 108V107H211ZM220 108V107H219ZM218 108V109H219ZM222 108V107H221ZM220 108V110H221ZM225 108V107H224ZM243 108V106H242ZM258 108V107H257ZM261 108V107H260ZM202 109V108H201ZM210 109V108H209ZM231 109V108H230ZM255 109V107H254ZM253 108L251 109L254 110ZM262 109V108H261ZM51 110V109H50ZM211 110V109H210ZM87 111H91V114L87 117V121L85 123V128H84V131L83 133H81L80 137L78 138L79 141L77 140V144L74 145L73 144V139H72V136H73V132L74 130L76 129V125H75V120L78 116H81L83 114V112H86ZM186 111H188L186 109ZM190 111V110H189ZM200 111V110H199ZM205 111V110H203ZM208 111V110H207ZM264 111V110H263ZM50 112V111H49ZM201 112V111H200ZM221 112H223V108L221 110ZM256 112H258L256 110ZM53 113V114H54ZM202 113V112H201ZM206 113V112H205ZM217 113V112H215ZM228 113V112H227ZM260 113H263L260 111ZM48 114H51V113H48ZM98 115V117H96L95 119L91 118V116L93 115ZM204 114V112H203ZM196 115V114H194ZM49 116V115H48ZM55 116V115H54ZM55 116V117H56ZM86 116V115H85ZM197 116V115H196ZM199 116V114H198ZM202 117V115H200ZM207 116V114H206ZM212 116V115H211ZM217 116V115H216ZM53 117V116H52ZM190 117V116H189ZM188 117V118H189ZM192 117V116H191ZM205 117V116H204ZM219 117V116H217ZM222 117V116H221ZM224 117V116H223ZM238 117V116H237ZM240 117H241V114H240ZM193 118V117H192ZM213 119V117H211ZM210 118V119H211ZM200 120V118H198ZM204 119V118H202ZM206 119V117H205ZM208 119V120H210ZM237 119V118H236ZM52 120V119H51ZM79 120V119H78ZM184 120V121H183ZM191 119H188V121H190ZM193 120V119H192ZM191 120V121H192ZM207 120V119H206ZM207 120V121H208ZM214 120V119H213ZM212 120V122H214ZM242 120V119H241ZM3 121V120H2ZM32 121V120H31ZM95 121V122H94ZM186 121V122H188ZM196 121V120H195ZM237 121V120H236ZM83 122V121H82ZM81 122V123H82ZM185 122V123H186ZM197 122V121H196ZM200 123V121H198ZM209 122V121H208ZM240 124H241V121H239ZM251 122V121H250ZM189 123V122H188ZM236 123V122H234ZM182 124V125H181ZM191 124V123H190ZM189 124V125H190ZM213 124V123H212ZM210 124V125H212ZM217 124V123H216ZM214 124V125H216ZM219 124V122H218ZM238 124V121L237 123ZM247 124V123H246ZM245 124V126H246ZM249 124V123H248ZM49 125V123H48ZM78 125V124H77ZM197 125V124H196ZM213 125V126H214ZM227 125V124H226ZM251 125V124H250ZM47 126V125H46ZM82 126V125H81ZM188 126V125H187ZM198 126V125H197ZM203 126V125H202ZM217 126V125H216ZM223 126V125H222ZM228 126V125H227ZM233 126H235L233 124ZM245 126H243L242 128H244ZM257 126V125H256ZM259 126V125H258ZM257 126V127H258ZM194 127V126H192ZM207 127V126H206ZM212 127V126H211ZM248 127V126H247ZM46 128V127H45ZM184 128V127H182ZM191 128V127H190ZM199 128V127H197ZM203 128V127H202ZM230 128V127H229ZM228 128V129H229ZM249 128V127H248ZM192 129H195V128H191V131ZM205 129V128H204ZM251 129V127H250ZM253 129V128H252ZM251 129V130H252ZM79 130V129H78ZM190 129L188 128L186 130V133H187V137H188V132ZM196 130V129H195ZM224 130V129H222ZM245 130V129H244ZM247 130V129H246ZM249 130V129H248ZM46 131V130H45ZM190 131V133H191ZM234 131V130H233ZM253 131V130H252ZM255 131V130H254ZM41 132V131H40ZM76 132V131H75ZM208 132V131H207ZM206 132V133H207ZM217 132V131H216ZM215 132V133H216ZM223 132V131H222ZM256 132V131H255ZM258 132V131H257ZM185 133V132H183ZM193 133V131H192ZM214 134V132H212ZM241 133V132H239ZM234 134V133H233ZM237 134V133H235ZM250 134V133H249ZM257 134V133H256ZM209 135V134H208ZM76 136V135H75ZM79 136V135H78ZM144 137L142 139V137ZM179 136V137H178ZM182 136V137H181ZM192 136V135H191ZM230 136V134L228 135ZM247 136V135H246ZM253 136V135H252ZM258 136V135H257ZM260 136V135H259ZM258 136V137H259ZM263 136V135H262ZM181 137V138H180ZM193 137H194V134H193ZM192 137V138H193ZM219 137V135H218ZM231 137V136H230ZM238 137V136H237ZM184 138V137H183ZM229 138V137H228ZM247 138V137H246ZM251 138V137H250ZM255 138V136H254ZM76 139V138H75ZM74 139V140H75ZM186 140V138H184ZM201 139V138H200ZM205 139V138H204ZM207 139V138H206ZM260 139V137H259ZM263 139V138H262ZM261 139V140H262ZM39 140V138H38ZM184 140V141H185ZM226 140V139H225ZM242 140V139H241ZM254 140V139H253ZM199 141V140H198ZM203 141V139H202ZM201 143H204L202 142ZM205 141V140H204ZM256 141V139L254 140ZM254 141H252L254 143ZM260 141V140H259ZM263 141V140H262ZM132 142V141H131ZM174 142V141H173ZM183 142V140H182ZM221 142V141H220ZM219 142V144H220ZM224 141H222L223 143ZM230 142V141H229ZM251 142V146L253 145V143ZM258 142V141H257ZM38 143V142H37ZM178 143V142H177ZM187 143V141H186ZM207 143V142H206ZM213 143V142H212ZM217 143V142H216ZM233 143V142H232ZM242 143V141H241ZM245 143V142H244ZM243 143V145H245ZM36 144V143H35ZM215 144V143H214ZM212 145L213 147H215V145ZM238 144V143H237ZM257 144V143H256ZM4 145V144H2ZM181 145V144H180ZM205 145V144H204ZM224 145V144H223ZM223 145H219V146H223ZM229 145V144H228ZM231 145V144H230ZM229 145V146H230ZM235 145V144H233ZM242 145V144H241ZM187 146V145H186ZM185 146V148H186ZM208 147V144L206 145ZM239 146V145H237ZM255 146V145H254ZM184 147V146H183ZM188 147V146H187ZM218 147V146H217ZM241 147V146H240ZM248 147V146H247ZM247 150H249L250 148H247ZM260 147V146H259ZM262 147V145H261ZM151 148V147H150ZM175 148V147H174ZM199 148V147H198ZM203 148V147H202ZM205 148V147H204ZM221 148V147H220ZM222 148H226V147H222ZM221 148V149H222ZM254 148V147H253ZM20 149V148H19ZM213 149V148H212ZM211 149V150H212ZM217 149V148H216ZM220 149V150H221ZM228 149V148H227ZM230 149V147H229ZM237 149V148H236ZM239 149V148H238ZM237 149V151H238ZM243 149V148H241ZM21 150V149H20ZM149 150V149H148ZM184 150V149H182ZM188 151V149H186ZM214 150V149H213ZM225 150V149H224ZM233 150V149H231ZM33 151V150H32ZM36 151V150H35ZM186 151V152H187ZM204 151V150H203ZM235 151V150H234ZM233 151V152H234ZM254 151V149H253ZM22 152V151H21ZM37 152V151H36ZM149 153L150 150L148 151ZM166 152V151H165ZM165 152H162V153H165ZM206 153V151H204ZM218 152V150L216 151V153ZM229 152V150H228ZM246 152V151H245ZM245 152H240L239 153H245ZM251 153V151H248V153ZM127 153V152H126ZM221 153V152H220ZM225 152L222 151V155L224 154ZM227 153V152H226ZM230 153V152H229ZM227 153V154H229ZM236 153V151H235ZM238 153V154H239ZM247 153V154H248ZM249 153V154H250ZM262 153V151H261ZM260 153V154H261ZM171 154V153H170ZM192 154V153H191ZM208 154V152H207ZM206 154V155H207ZM233 154V153H232ZM256 154V153H255ZM254 156H256L257 154H259L257 152V154ZM139 155V154H138ZM220 155V154H219ZM263 156V154H261ZM184 156H186V154H184ZM184 156H180L181 158H183ZM225 156V155H224ZM235 156L239 157L238 155L235 154ZM250 156V155H249ZM139 157V156H137ZM143 157V156H142ZM163 157H165L163 155ZM167 157V156H166ZM173 157V156H172ZM179 157V156H178ZM217 157V156H216ZM226 157V156H225ZM224 157V158H225ZM232 157V156H231ZM230 157V158H231ZM29 158V157H28ZM144 158V157H143ZM142 158V159H143ZM155 158V157H154ZM171 158V157H170ZM177 158V157H175ZM196 159V156L194 157ZM193 158V159H194ZM228 158V157H227ZM243 160H244V157H242ZM247 158V157H245ZM250 157H248L247 159H249ZM257 158V156H256ZM255 158V159H256ZM262 158V157H261ZM264 158V157H263ZM27 159V158H26ZM37 159V158H35ZM174 159V158H173ZM186 159V158H185ZM234 159H237V161L239 160V158H234ZM69 160V162L67 161ZM171 160V159H170ZM180 160V159H178ZM206 160V159H204ZM210 160V159H209ZM219 161V159H217ZM217 160L215 162H217ZM223 160V158H222ZM241 160V159H240ZM260 159L258 158V161ZM175 161V160H174ZM196 161V160H195ZM213 161V160H212ZM226 161V160H225ZM230 161V160H229ZM235 161V160H234ZM255 161V160H254ZM263 161V160H262ZM66 162H68V167L67 169L64 168V165L66 164ZM138 162V161H137ZM179 162V161H178ZM177 162V163H178ZM184 162V161H182ZM188 161H186L187 163ZM214 162V161H213ZM222 163L224 162L221 161ZM220 162V163H221ZM236 162V161H235ZM246 162V161H245ZM260 162V161H259ZM258 162V163H259ZM95 164L94 166H92L91 164ZM169 163V162H168ZM175 163V162H173ZM171 163V164H173ZM219 163V164H220ZM242 163V162H241ZM240 163V164H241ZM248 163V162H247ZM250 163V162H249ZM257 163V162H256ZM255 163V164H256ZM261 163V162H260ZM165 163H163V165H165ZM184 164V163H183ZM182 164V165H183ZM199 164V162H198ZM206 164V163H205ZM229 164V162H228ZM237 163H235L236 165ZM253 164V165H255ZM168 165V164H167ZM187 165V164H185ZM197 165V164H196ZM213 165V164H212ZM217 164H215L216 166ZM227 165V163H226ZM231 165V164H230ZM234 165V163H233ZM239 165V164H238ZM246 165V164H245ZM250 165V164H249ZM253 165H251V167H254ZM262 165V164H261ZM139 166V165H137ZM156 166V165H155ZM171 166V165H170ZM177 166V165H176ZM175 166V168H176ZM188 166V165H187ZM191 166V165H189ZM220 166V165H219ZM225 166V165H224ZM232 166V165H231ZM242 166V165H241ZM247 166V165H246ZM245 166V167H246ZM165 167V166H164ZM163 167V168H164ZM174 167V166H172ZM180 166L177 167V169L179 168ZM204 167V166H203ZM207 167V166H205ZM209 167V166H208ZM218 167V166H217ZM244 167V166H243ZM137 168V167H136ZM162 168V169H163ZM181 168V167H180ZM191 168V167H190ZM199 168V167H198ZM212 168V166H211ZM210 168V169H211ZM221 168V167H220ZM235 168V167H234ZM236 168L237 165H236ZM258 169L256 170V172L260 173V170L257 167H255V169ZM66 169V170H64ZM153 169V168H152ZM169 169V168H168ZM222 169V168H221ZM227 169H228V165H227ZM249 169V168H248ZM247 169V170H248ZM251 169V168H250ZM132 170V169H131ZM155 170V168L153 169ZM152 170V171H153ZM180 170V169H179ZM212 170V169H211ZM245 170V169H244ZM160 171V169L158 170ZM164 171V170H163ZM172 171V170H171ZM170 171V172H171ZM181 171V170H180ZM187 171V170H186ZM185 171V172H186ZM190 171V170H188ZM202 171V170H201ZM207 171V170H206ZM215 171V169L213 170ZM212 171V172H213ZM246 171V170H245ZM250 170H248L249 172ZM136 172V171H135ZM183 172V171H182ZM212 172L210 174H212ZM216 172V171H215ZM219 172V171H218ZM221 172V170H220ZM223 172V171H222ZM229 172V171H228ZM252 172V170H251ZM255 172V170H254ZM254 172L253 175H254ZM264 172V171H263ZM260 173V174H263ZM24 173V172H23ZM134 173V172H133ZM159 173V172H157ZM164 173V172H163ZM167 173V172H166ZM166 173H164L166 175ZM172 173V172H171ZM217 173V172H216ZM257 173V174H258ZM184 175V173H181ZM204 174V172H203ZM209 174V173H207ZM214 174V173H213ZM220 174V173H219ZM223 174V173H222ZM249 174V173H248ZM72 175V177H71ZM156 176V171H155V174ZM163 175V174H162ZM170 175V174H169ZM169 175L167 174V176L169 177ZM226 175V174H225ZM264 175V174H263ZM132 176V175H130ZM129 176V177H130ZM155 176L153 177V179L155 178ZM171 176V175H170ZM205 176V174H204ZM211 177H213V175H209ZM224 176V175H223ZM239 176V175H238ZM261 176V175H260ZM35 177V176H32V178ZM162 177V176H161ZM176 177V176H175ZM208 177V176H207ZM229 177V176H228ZM235 177L237 178V176L235 175ZM243 177V176H242ZM254 177V176H252ZM259 177V176H258ZM147 178V177H146ZM149 178V177H148ZM165 178V177H164ZM184 178V176H183ZM209 178V177H208ZM234 178V177H232ZM245 178V177H244ZM26 179V178H25ZM127 179V178H126ZM125 179V180H126ZM168 179V178H166ZM180 179V178H179ZM188 179V178H187ZM224 179V178H223ZM239 179V178H238ZM247 179V178H246ZM245 179V181H246ZM249 179V178H248ZM34 180V181H35ZM131 179L127 180V181H130ZM178 181V178L176 179ZM225 180H227V178H225ZM231 180V178H230ZM233 180H237V179H233ZM141 181H144L141 180ZM148 180H146L147 182ZM153 181V180H152ZM166 181V180H165ZM181 181V180H180ZM190 181V180H189ZM188 181V182H189ZM209 181V180H208ZM216 181V180H215ZM214 181V183H215ZM253 181V180H252ZM258 181V179H257ZM36 182V183H37ZM132 182V181H131ZM129 182V183H131ZM154 182V181H153ZM183 182V181H182ZM181 184H184L182 183ZM213 182V181H212ZM211 182V183H212ZM27 183V182H26ZM35 183V182H34ZM165 183V182H164ZM175 183V182H173ZM190 183V182H189ZM210 183V182H209ZM210 183V184H211ZM229 183V181H228ZM228 183L226 182V187L228 185ZM245 183V182H244ZM254 183V182H253ZM169 184V183H168ZM187 184V183H186ZM213 184V183H212ZM225 184V183H223ZM238 184V183H236ZM250 184V183H249ZM256 184V183H254ZM25 185V184H24ZM129 185V184H128ZM215 185V184H214ZM217 185V184H216ZM231 186V184H229ZM228 185V186H229ZM242 185V184H241ZM247 185V184H246ZM252 186V184H250ZM258 185V183L256 184ZM174 186L176 187V184H174ZM178 186V185H177ZM225 186V185H224ZM254 186V185H253ZM252 186V187H253ZM21 187V186H20ZM32 187V186H31ZM180 187V186H179ZM207 187V186H206ZM205 187V188H206ZM216 187V186H215ZM242 187V186H241ZM189 188V187H187ZM186 188V189H187ZM211 188V187H210ZM220 188V187H219ZM224 188V187H223ZM231 189H233L232 187H230ZM229 188V190H230ZM235 188V186H234ZM251 188V187H250ZM254 188V187H253ZM258 188V187H257ZM255 187V189H257ZM29 189V188H28ZM139 189V188H138ZM177 189V188H176ZM180 189V188H178ZM216 189V188H214ZM227 189V188H226ZM241 189V188H240ZM259 189V188H258ZM257 189V190H258ZM27 190V189H25ZM120 190V189H119ZM126 190V189H125ZM182 190V189H180ZM194 189L192 188V191ZM212 190V189H211ZM239 190V189H238ZM246 190V189H245ZM247 190H248V186H247ZM251 190V189H250ZM158 191V190H157ZM171 191V190H170ZM201 192V190H199ZM215 191V190H213ZM224 191V190H223ZM226 191V190H225ZM231 191V190H230ZM234 191V189H233ZM236 191V190H235ZM252 191V190H251ZM264 191V189H263ZM138 192V191H137ZM184 192V191H182ZM181 192V194H182ZM195 192V191H194ZM193 192V193H194ZM219 192H221L219 190ZM229 192V191H228ZM227 192V194H228ZM244 192V191H243ZM260 192V191H258ZM16 193V192H15ZM118 193V192H117ZM157 193V192H156ZM192 193V194H193ZM197 193V191H196ZM210 193V192H209ZM212 193V192H211ZM237 193H240L239 191ZM151 194V193H150ZM158 194V193H157ZM190 194H191V191H190ZM247 193H243V195L245 197ZM254 194V193H253ZM257 194V192L255 193ZM139 195V194H138ZM165 195V194H164ZM222 195V194H221ZM240 195V194H239ZM239 195L237 197H239ZM260 195H261V192H260ZM110 196V195H109ZM107 196V197H109ZM157 196V195H156ZM159 196V195H158ZM199 196V195H197ZM217 196V195H216ZM229 196V195H228ZM233 196L232 198H234L235 195H231ZM249 196V195H248ZM252 196V195H251ZM123 197V196H122ZM180 197V196H179ZM186 197V196H185ZM191 197V196H190ZM200 197V196H199ZM206 197V196H205ZM208 197V196H207ZM241 197V196H240ZM243 197V196H242ZM241 197V198H242ZM254 197V196H252ZM255 197H258L257 195ZM117 198V197H116ZM132 198V197H131ZM139 198V197H138ZM137 198V199H138ZM145 198V197H144ZM209 198V197H208ZM214 198V197H212ZM224 198V196L222 197ZM259 198V197H258ZM264 198V197H263ZM21 199V200H22ZM134 199V202L136 201L135 198ZM155 199V198H153ZM152 199V200H153ZM162 199V198H161ZM194 199H196L194 197ZM198 199V198H197ZM215 199V198H214ZM230 199V198H229ZM234 199H237V198H234ZM250 199V198H249ZM253 199V198H252ZM261 199V197H260ZM259 199V200H260ZM143 200V199H142ZM146 200V199H145ZM151 200V199H150ZM151 200V201H152ZM206 199H204L205 201ZM224 200V199H223ZM258 200V199H256ZM20 203V200H19V197L17 196V198L15 199V203L18 202ZM139 201V200H138ZM147 201V200H146ZM161 201V200H160ZM163 201V199H162ZM179 201V200H178ZM183 201V200H182ZM195 201V200H193ZM199 201V200H198ZM197 201V202H198ZM203 201V200H202ZM238 202L241 203L242 200H236ZM250 201V200H249ZM262 201V200H261ZM131 202V200H130ZM129 202V203H130ZM141 202V199L140 201ZM148 202V201H147ZM157 202V201H156ZM196 202V203H197ZM208 202V201H207ZM216 202V201H215ZM223 202V201H222ZM228 203L230 201H227ZM233 202H235L233 200ZM237 202V204H238ZM246 202V201H245ZM244 202V204H246ZM260 202V201H259ZM258 202V203H259ZM47 203H49V208L47 207L46 210H45V206L47 205ZM106 203V201H105ZM133 203V201H132ZM137 203V202H136ZM135 203V204H136ZM143 203V202H142ZM141 203V204H142ZM152 203V202H151ZM155 203V202H154ZM178 203V202H176ZM188 203V202H187ZM203 203H206V202H203ZM202 203V205H203ZM210 203V202H209ZM213 203V202H212ZM218 203V202H216ZM252 203H255V202H252ZM264 203V202H263ZM127 204V203H126ZM138 204V203H137ZM153 204V203H152ZM185 204V203H184ZM193 204V203H192ZM236 204V202H235ZM134 205V204H133ZM143 205V204H142ZM150 205V204H149ZM158 205V204H157ZM175 205V204H174ZM240 205V204H239ZM254 205V204H253ZM17 206V205H15ZM60 206H64V210L65 211H75L76 214L78 216L77 219H71V226L72 227H69V229L67 231H63L61 230L58 226V224H61V219L59 217L58 220H54L53 217H55L54 215L57 214V209L60 207ZM128 206V204H127ZM126 206V207H127ZM136 206V205H135ZM134 206V207H135ZM148 206V204H147ZM195 206V205H194ZM24 207V206H23ZM141 208V205L139 206ZM152 207V205H151ZM193 207V206H192ZM234 207V206H233ZM20 208V207H18ZM17 208V210H18ZM125 208V207H124ZM131 208V207H130ZM137 208V207H136ZM191 208V207H190ZM206 208V207H204ZM228 208H231V207H228ZM225 209V210H228ZM244 208V207H243ZM246 208V207H245ZM253 206H252V209H251V212L253 210ZM21 209V208H20ZM23 209V208H22ZM21 209V210H22ZM120 209V207H119ZM134 208H132L133 210ZM142 209V208H141ZM140 209V210H141ZM149 209V208H148ZM147 209V211H148ZM188 209V208H187ZM233 209V208H232ZM242 209V208H241ZM249 209V207H248ZM16 210V211H17ZM239 210V209H238ZM243 211H245L244 209H242ZM256 210V209H255ZM254 210V211H255ZM257 210H260L257 209ZM256 210V211H257ZM263 210V209H262ZM23 211V210H22ZM46 211L44 214L43 212ZM121 211V210H120ZM128 211V210H127ZM131 211V209L129 210V212ZM241 211V210H240ZM250 211V210H249ZM261 211V210H260ZM125 212V211H124ZM152 212V211H151ZM231 212V211H230ZM259 212V211H258ZM229 213V212H228ZM235 213V212H233ZM244 213V212H243ZM246 213V212H245ZM249 213V212H248ZM254 213V212H253ZM253 213H249L250 215L253 214ZM22 214V213H21ZM61 213H59V216H60ZM71 214V213H70ZM124 214V213H123ZM129 214V213H128ZM127 214V215H128ZM247 214V213H246ZM114 215V214H113ZM126 215V217H127ZM138 215V214H137ZM157 215V214H156ZM159 215V214H158ZM226 215V213H225ZM261 215V213H260ZM264 215V212L263 214ZM13 216V215H12ZM123 216V215H121ZM139 216V215H138ZM184 216V215H183ZM239 216V215H238ZM243 215H241L242 217ZM252 216V215H251ZM73 217H76L73 215ZM115 217V216H114ZM227 217V216H226ZM240 217V216H239ZM247 217V216H246ZM245 216L243 218H246ZM256 216H254L255 218ZM71 218V217H70ZM120 218V217H119ZM182 218V217H181ZM195 218V217H194ZM201 218V217H200ZM235 218V217H234ZM129 219L131 220V217H129ZM188 219V218H186ZM202 219V218H201ZM240 219V218H238ZM237 219V221H238ZM261 219V218H260ZM263 219V218H262ZM261 219V220H262ZM13 220V218L11 219ZM119 220V219H118ZM124 220V219H123ZM149 220V219H148ZM184 220V219H182ZM207 220V219H205ZM235 220V219H234ZM141 221V220H140ZM186 221V220H185ZM184 221V222H185ZM193 221V220H192ZM196 221V220H194ZM193 221V222H194ZM203 221V220H202ZM245 221V219L243 220ZM263 221V220H262ZM116 222V220H115ZM134 222V221H133ZM189 222V220L187 221ZM191 222V221H190ZM227 222V221H226ZM229 222V221H228ZM231 222V221H230ZM229 222V223H230ZM246 222V221H245ZM11 223V222H10ZM67 223V222H66ZM176 223V222H175ZM192 223V222H191ZM196 223V222H195ZM200 223V222H199ZM261 223V222H260ZM259 223V224H260ZM57 224V226H56ZM136 224H139V222H137ZM173 224V223H172ZM180 224V223H179ZM181 224H184V223H181ZM231 224V223H230ZM241 224V223H240ZM246 224V223H245ZM255 224V223H253ZM258 224V223H257ZM264 224V223H263ZM261 224V225H263ZM107 225V224H106ZM176 225V224H175ZM174 225V226H175ZM185 225V224H184ZM182 225V226H184ZM188 225V223H187ZM191 225V224H190ZM198 225V223L196 224ZM201 225V224H200ZM232 225V224H231ZM250 228L252 227V224H250ZM8 226V225H7ZM68 226V225H67ZM117 226V225H116ZM115 226V227H116ZM165 226V225H164ZM173 226V225H172ZM181 225H177V227ZM186 226V225H185ZM194 226V225H193ZM228 226V224H227ZM226 226V228H227ZM242 227H244L245 225H241ZM248 226V224H247ZM66 227V226H65ZM106 227V228H104ZM113 226H110L111 229ZM114 227V228H115ZM143 227V226H142ZM179 227V228H180ZM188 227V226H187ZM230 227V226H229ZM236 227V226H234ZM241 227V228H242ZM260 227V226H259ZM9 228V227H8ZM104 228V229H103ZM117 228V227H116ZM120 228V226H119ZM174 228V227H173ZM185 228V227H184ZM191 228V227H190ZM200 228V227H199ZM198 228V229H199ZM240 228V227H239ZM262 229V226L260 227ZM259 229H256L258 232H259ZM263 228H264V225H263ZM139 229V228H138ZM163 229V228H162ZM238 229V228H237ZM245 229V228H244ZM254 229V228H253ZM164 230V229H163ZM176 231V229H174ZM178 230V228H177ZM188 230H191L188 228ZM228 230V229H227ZM230 230V229H229ZM239 230V229H238ZM246 230V229H245ZM264 231V229H262ZM261 230V231H262ZM156 231V230H155ZM173 231V232H175ZM185 231V230H184ZM193 231V230H192ZM257 231L254 233L256 235ZM260 231V232H261ZM3 232V231H2ZM51 232V231H50ZM49 232V234H50ZM109 232V231H107ZM117 232V230H116ZM135 232V231H134ZM140 232V231H139ZM172 232V231H171ZM170 232V233H171ZM172 232V233H173ZM187 232V231H186ZM191 232V231H189ZM199 232V231H198ZM206 232V231H205ZM210 232V231H209ZM237 232V230H236ZM4 233V232H3ZM12 233V232H11ZM113 232H111L110 234H112ZM125 233V232H124ZM130 233V232H129ZM160 233V232H159ZM169 233V231H168ZM179 233V231H178ZM200 233V232H199ZM204 233V232H203ZM219 233V231H218ZM10 234V233H9ZM119 235V233H116ZM116 234H115V237H116ZM122 234V233H121ZM133 234V232H132ZM144 234V233H143ZM160 234H163L160 233ZM189 234V233H188ZM187 234V235H188ZM215 234V233H214ZM221 234V233H220ZM242 234V233H241ZM250 234V233H249ZM262 234V233H261ZM117 235V237H118ZM135 235V234H134ZM133 235V236H134ZM147 235V234H146ZM155 235V234H154ZM186 235V236H187ZM205 235V234H204ZM246 235V234H245ZM251 235V234H250ZM255 235L253 236V241L256 240L254 239ZM50 236V235H49ZM101 236V237H100ZM123 236V235H122ZM125 236H127L125 234ZM163 236V235H162ZM185 236V238H186ZM189 236V235H188ZM200 236H202L200 234ZM209 236V234H208ZM211 236V235H210ZM209 236V237H210ZM216 236V235H215ZM244 236V235H243ZM262 236V235H261ZM48 237V236H47ZM107 237V236H105ZM104 237V239H105ZM113 237H114V233H113ZM112 237V238H113ZM114 237V238H115ZM124 237V236H123ZM149 237V235H148ZM180 237H182V235H180ZM206 237V236H204ZM208 237V238H209ZM212 237V236H211ZM220 237V235H219ZM250 237V236H249ZM264 237V236H263ZM7 239V237H5ZM99 238L101 239L99 241ZM113 238V239H114ZM134 238V237H133ZM140 238V237H138ZM171 238V237H170ZM198 238V237H197ZM207 238V237H206ZM233 238V236H232ZM252 238V236L250 237ZM10 239V238H9ZM48 240H50L49 238H47ZM106 239L109 240V237H107ZM105 239V240H106ZM126 239V238H124ZM129 238H127L128 240ZM132 239V238H131ZM141 239V238H140ZM146 239H147V236H146ZM167 239V238H166ZM172 239V238H171ZM184 239V238H183ZM200 239V238H199ZM204 239V238H203ZM210 239V238H209ZM209 239H207L206 241H208L209 243ZM215 239V238H214ZM212 239V240H214ZM218 239V238H217ZM228 239V238H227ZM245 239V238H244ZM8 240V239H7ZM51 240H54V239H51ZM60 240V239H59ZM105 240H102L103 244L105 243L104 241ZM181 241H183L182 239H180ZM185 240V239H184ZM193 240V238H192ZM201 240V239H200ZM221 240V239H220ZM234 240V239H233ZM251 242L252 240L249 239ZM264 240V239H263ZM111 241V239H110ZM158 241V240H155V242ZM159 241H160V238H159ZM186 241V240H185ZM191 241V240H190ZM195 242L198 241V240H194ZM204 241V240H203ZM248 241V238L247 240ZM260 241V240H259ZM51 242V241H49ZM101 242V243H102ZM116 242V241H115ZM132 242V241H131ZM147 242H151V241H147ZM153 242V241H152ZM151 242V243H152ZM162 242V241H160ZM179 242V241H178ZM188 242V240L186 241ZM192 242V241H191ZM199 242V241H198ZM211 242V240H210ZM231 242V241H230ZM236 242V241H235ZM239 242V241H238ZM237 242V243H238ZM250 242V243H251ZM254 242H257V241H254ZM253 242V243H254ZM262 242V240H261ZM8 243V241H7ZM11 243V241H10ZM9 243V244H10ZM45 243H48V242H45ZM59 243V242H58ZM109 243V242H108ZM112 243V242H111ZM123 243V242H122ZM184 244L185 242H181V244ZM197 243V242H196ZM213 243V242H212ZM211 243V244H212ZM246 243V242H245ZM242 244L243 245H245ZM249 241L246 243L247 245L249 244ZM260 242H258L257 245H259ZM60 244H63V243H60ZM60 244L58 245L60 247ZM65 244V243H64ZM102 244V246H103ZM110 244V243H109ZM113 244V243H112ZM111 244V246H112ZM116 244V243H115ZM119 244V243H118ZM125 244V242H124ZM187 244V243H186ZM186 244H184L186 246ZM193 244V243H192ZM191 244V245H192ZM201 244V243H200ZM255 244V243H254ZM253 244V245H254ZM263 244V243H262ZM4 245V244H3ZM101 245V244H100ZM105 245V244H104ZM156 245V244H155ZM198 245V244H197ZM246 245V246H247ZM252 245V243H251ZM256 245V244H255ZM6 246V245H5ZM63 246V245H62ZM107 246V244H106ZM110 246V245H108ZM107 246V247H108ZM115 246V245H114ZM153 246V245H152ZM151 246V248H152ZM159 246V245H158ZM176 246V245H175ZM174 246V247H175ZM183 246V245H182ZM188 246V244H187ZM190 246V244H189ZM193 246V245H192ZM209 246V245H208ZM217 246V245H216ZM233 246V245H232ZM234 246H237L236 244ZM239 246V245H238ZM241 246V245H240ZM241 246V248H242ZM262 246V245H261ZM264 246V245H263ZM40 247V248H41ZM44 247V246H43ZM42 247V248H43ZM47 247V246H45ZM101 247V246H100ZM113 247V246H112ZM122 247V246H120ZM124 247V246H123ZM122 247V248H123ZM128 247V246H127ZM137 247V246H136ZM143 247V246H142ZM156 247V246H155ZM196 247V246H194ZM198 247V246H197ZM196 247V248H197ZM249 247V246H247ZM246 247V248H247ZM255 247H259V246H251V248H255ZM8 248V247H7ZM34 248V249H35ZM41 248V249H42ZM63 248V247H61ZM99 248V247H98ZM96 248V249H98ZM104 248L106 249V247L104 246ZM118 248V247H117ZM125 248V247H124ZM144 248V247H143ZM160 248V247H159ZM166 248V247H165ZM182 249L181 246L178 247L176 246V249ZM190 248V247H188ZM200 248V247H199ZM262 248V247H261ZM116 249V247H115ZM120 249V248H119ZM132 249V248H131ZM153 249V248H152ZM155 249V248H154ZM157 249V248H156ZM168 249V248H167ZM170 249V247H169ZM174 248H172L173 250ZM175 249V250H176ZM194 249V248H193ZM209 249V247H208ZM233 249V248H232ZM250 249V247L248 248V250ZM257 249V248H256ZM43 250V249H42ZM45 250V249H44ZM64 250V249H63ZM107 250V249H106ZM105 250V251H106ZM112 249H110L109 251H112ZM125 250V249H123ZM122 250V252H123ZM183 250V249H182ZM189 250V251H188ZM188 254H190V256L192 255V253H190V249H188ZM192 250V248H191ZM197 250V249H196ZM202 250V249H201ZM200 250V251H201ZM205 250V249H204ZM204 250L202 251L203 253H207L206 250L204 252ZM211 250V249H210ZM252 250V249H251ZM250 250V251H251ZM255 250V249H254ZM99 249L97 250V253H98ZM120 250H118V253L120 254L121 251L119 252ZM131 251V250H130ZM135 251V250H134ZM151 251V250H150ZM168 251V250H167ZM167 251H164L163 250V247L162 249H158L156 251V255L157 258L155 259L154 257L152 258L154 261L152 262V259L150 260V264L151 263H154V264H167L168 263V258L166 257L165 255V252ZM170 251V250H169ZM212 251V250H211ZM240 251V250H237V252ZM258 251V249L255 251V253ZM5 252V251H4ZM35 252V251H34ZM41 252V251H39ZM44 252V251H43ZM63 252V251H62ZM61 252V253H62ZM101 251H99L100 253ZM114 252V251H113ZM126 252V250L124 251V253ZM128 252V251H127ZM209 252V251H208ZM213 252V251H212ZM253 252V251H251ZM64 253V252H63ZM102 253V252H101ZM100 253V254H101ZM111 254H115L116 253V250H115V253H112L110 252ZM171 253V252H170ZM184 253V251H183ZM211 253V252H210ZM214 253V252H213ZM236 253V252H235ZM234 253V255H235ZM252 254L255 258L257 257V254ZM264 253V252H262ZM261 253V254H262ZM3 254V253H2ZM32 254V253H31ZM38 254V253H35V255ZM130 254V253H129ZM132 254V253H131ZM130 254V255H131ZM134 254V253H133ZM174 254V253H172ZM185 255L186 256H188ZM198 254V252H197ZM212 254V253H211ZM34 255V256H35ZM44 255H46L47 257V254L44 253ZM116 255V254H115ZM114 255V256H115ZM121 255V256H120ZM119 257L117 259H119V261L121 262L120 264H127L128 262H130V260L128 259L129 257H125L123 256L122 254H120ZM128 255V254H127ZM128 255V256H130ZM204 255V254H203ZM206 255V254H205ZM208 255V253H207ZM223 255V254H222ZM221 255V256H222ZM9 256V254H8ZM31 256V255H30ZM33 256V257H34ZM49 256V255H48ZM113 256V257H114ZM133 257V255H131ZM155 256V254H154ZM174 256V259H175V255ZM220 256V257H221ZM224 256V255H223ZM222 256V257H223ZM239 256H242V255H239ZM262 256V255H261ZM264 256V255H263ZM262 256V257H263ZM32 257V256H31ZM45 257V256H44ZM64 257V255H63ZM107 257V256H106ZM105 257V258H106ZM117 257V256H116ZM139 257V256H138ZM143 257V256H142ZM178 257V256H177ZM185 257H182L185 259ZM208 257V256H207ZM211 257V256H210ZM246 257V256H245ZM7 258V257H6ZM30 258V257H29ZM37 258V256H36ZM35 258V259H36ZM112 258V257H111ZM136 258V257H135ZM147 258V257H145ZM150 258V256H149ZM180 258V257H179ZM182 258L178 259V260H181ZM187 258V257H186ZM214 260L216 261V254L214 255ZM224 258V257H223ZM227 258V257H226ZM225 258V259H226ZM230 258V257H229ZM239 258V257H238ZM237 258V255L233 256V260L236 261L238 260ZM261 258V257H260ZM264 258V257H263ZM262 258V259H263ZM12 259V258H11ZM34 259V258H33ZM32 259V260H33ZM39 259V257H38ZM52 259V258H51ZM106 259H109L110 258H106ZM116 259V258H115ZM117 259H116V263L119 264L117 262ZM139 259V258H138ZM141 259V257H140ZM139 259V260H140ZM143 259V258H142ZM173 259V258H172ZM183 259V260H184ZM246 259V258H245ZM248 259V258H247ZM262 259L261 260H258V263H261L262 262ZM29 260V259H28ZM27 260V261H28ZM83 260V261H82ZM97 260V259H96ZM103 260V258L101 259ZM112 260V259H111ZM114 260V259H113ZM148 260V259H147ZM178 260H175L176 262ZM211 260V259H209ZM254 260V259H253ZM256 260V259H255ZM9 261V260H8ZM12 261V260H11ZM53 261V260H52ZM55 261V260H54ZM59 263H60V260H58ZM108 261V260H106ZM142 261V260H140ZM146 261V260H145ZM171 261V260H169ZM182 261V260H181ZM260 261V262H259ZM32 262V261H30ZM38 262V260H37ZM36 262V264H37ZM41 262V261H40ZM97 262V261H96ZM95 262V263H96ZM100 262V261H99ZM98 262V263H99ZM114 262V261H113ZM149 262V261H148ZM180 262V261H178ZM186 262V261H185ZM184 262V263H185ZM209 262V261H208ZM211 262V261H210ZM240 262V261H239ZM248 262V261H247ZM253 262V261H252ZM251 262V263H252ZM9 263V262H8ZM34 263V262H32ZM63 263V261H62ZM61 263V264H62ZM90 263V262H89ZM94 263V262H93ZM108 263V262H106ZM110 264H112L111 262H109ZM136 263V262H135ZM173 263V262H172ZM212 263H216V262H212ZM211 263V264H212ZM219 263V262H218ZM225 263V262H224ZM237 263V261H236ZM264 263V262H263ZM4 264V263H3ZM27 264V263H26ZM68 264V263H67ZM70 264V263H69ZM115 264V263H114ZM133 264V263H132ZM192 264V263H191ZM194 264V263H193ZM197 264V263H196ZM221 264V263H220ZM244 264H246V262H244Z\"/></svg>",
  "mask_w": 264,
  "mask_h": 264
}]
</instances>
